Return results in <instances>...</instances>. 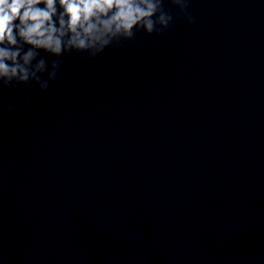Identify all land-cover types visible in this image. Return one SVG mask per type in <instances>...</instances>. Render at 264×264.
<instances>
[{"label": "clouds", "instance_id": "obj_1", "mask_svg": "<svg viewBox=\"0 0 264 264\" xmlns=\"http://www.w3.org/2000/svg\"><path fill=\"white\" fill-rule=\"evenodd\" d=\"M192 0H0V95L33 87L46 93L61 76L64 57L94 60L139 34L164 35L173 11L196 24ZM168 8H165V5ZM43 53V55H42ZM13 110V105H8Z\"/></svg>", "mask_w": 264, "mask_h": 264}]
</instances>
